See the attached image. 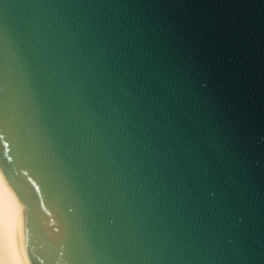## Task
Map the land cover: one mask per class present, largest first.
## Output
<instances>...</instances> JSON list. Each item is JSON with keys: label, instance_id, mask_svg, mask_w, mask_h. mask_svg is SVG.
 <instances>
[{"label": "water", "instance_id": "1", "mask_svg": "<svg viewBox=\"0 0 264 264\" xmlns=\"http://www.w3.org/2000/svg\"><path fill=\"white\" fill-rule=\"evenodd\" d=\"M0 170L30 264H264V0H0Z\"/></svg>", "mask_w": 264, "mask_h": 264}, {"label": "bare ground", "instance_id": "2", "mask_svg": "<svg viewBox=\"0 0 264 264\" xmlns=\"http://www.w3.org/2000/svg\"><path fill=\"white\" fill-rule=\"evenodd\" d=\"M0 264H30L22 232V206L0 170Z\"/></svg>", "mask_w": 264, "mask_h": 264}]
</instances>
